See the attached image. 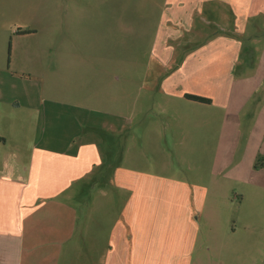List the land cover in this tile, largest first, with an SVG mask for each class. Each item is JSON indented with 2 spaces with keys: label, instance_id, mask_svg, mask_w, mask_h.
<instances>
[{
  "label": "crops",
  "instance_id": "1",
  "mask_svg": "<svg viewBox=\"0 0 264 264\" xmlns=\"http://www.w3.org/2000/svg\"><path fill=\"white\" fill-rule=\"evenodd\" d=\"M163 4L155 48L161 51L159 62L167 74L173 68L157 84L167 100L176 98L185 108L215 104L225 110L235 103L238 113L246 97L264 90V0ZM209 25L213 29L206 30ZM249 66L256 68V76ZM106 68L97 64L94 70L76 66L71 71L73 83H91L82 76L97 74L101 95L94 102L88 99L89 104L53 99L46 106L44 97L38 104L17 97L0 100L20 120L45 111L49 122H55L54 131L37 133L32 148L25 147L30 156L22 154V145L7 154L10 136L2 128L9 125L3 124L8 116L0 112V264L203 263L195 253L204 246L196 243L194 209L199 207L192 205L182 184L124 165V154L119 160L109 156L99 131L108 127L110 116L115 129L126 119L119 110L125 106L124 86L118 83L137 79L134 71L113 76L117 83L112 82ZM237 68L245 74L243 84L237 81ZM185 94L212 102L190 100ZM256 102L263 106L258 118L264 123V96L258 95ZM62 122L64 133L57 131ZM69 129L74 130L67 134ZM15 134L23 137L22 131ZM157 134L155 144L165 147ZM98 186V193L81 203L80 194ZM105 187H111L113 195ZM194 194L196 202H205V195Z\"/></svg>",
  "mask_w": 264,
  "mask_h": 264
},
{
  "label": "rangeland",
  "instance_id": "2",
  "mask_svg": "<svg viewBox=\"0 0 264 264\" xmlns=\"http://www.w3.org/2000/svg\"><path fill=\"white\" fill-rule=\"evenodd\" d=\"M163 3L0 0V100L17 97L38 104L44 97L46 106L53 99L89 104L88 99L94 102L101 95L97 74L82 76L91 83L70 82L76 66L107 67L110 81L116 83L113 76L135 71L136 81L118 83L124 86L125 106L119 110L126 119L115 129L110 116L108 127L99 131L109 156L119 160L124 154V165L182 184L192 205L199 207L194 209L196 243L204 246L195 253L204 259L202 264H264V123L258 118L263 106L256 102L264 90L246 97L238 113L235 103L225 110L215 104L185 108L176 98L167 100L157 84L173 68L167 74L159 62L161 51L155 48ZM18 28L33 32L18 34ZM260 38L263 42L264 32ZM180 58L178 49L175 59ZM251 71L256 76V68ZM235 75L243 84L245 74L237 68ZM261 82L264 88L263 77ZM109 97H114L111 91ZM0 112L8 116L3 124L9 125L2 128L10 136L7 154L22 145V154L30 156L25 147L32 148L35 135L54 131L55 122H49L45 111L22 120L6 105L0 104ZM17 131L23 132L22 138ZM57 131L64 133L63 122ZM157 133L165 147L155 144ZM3 156L0 152V160ZM105 188L113 195L111 187ZM99 189L82 192L81 203ZM194 193L205 195V202H196Z\"/></svg>",
  "mask_w": 264,
  "mask_h": 264
},
{
  "label": "trees",
  "instance_id": "3",
  "mask_svg": "<svg viewBox=\"0 0 264 264\" xmlns=\"http://www.w3.org/2000/svg\"><path fill=\"white\" fill-rule=\"evenodd\" d=\"M31 30H22L20 28H18L16 30V33L18 34H27V33H31ZM185 97L190 99V100H194V101H198V102H202V103H211L212 100L210 98L204 97V96H200V95H192V94H185Z\"/></svg>",
  "mask_w": 264,
  "mask_h": 264
}]
</instances>
